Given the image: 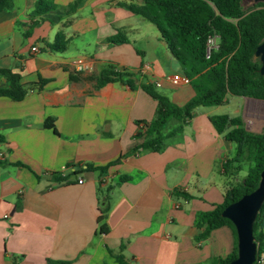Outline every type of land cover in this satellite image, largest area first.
I'll return each instance as SVG.
<instances>
[{
  "label": "crops",
  "instance_id": "obj_1",
  "mask_svg": "<svg viewBox=\"0 0 264 264\" xmlns=\"http://www.w3.org/2000/svg\"><path fill=\"white\" fill-rule=\"evenodd\" d=\"M35 2L0 10V69L30 84L20 100L0 96V264H118L114 253L122 264H218L233 249L232 231L222 226L198 239L196 215L220 204L231 181L222 164L234 143L209 119L221 104L194 108L158 151L141 149L138 121L153 117L156 99L119 81L95 88L69 79L82 59L90 66L83 75L111 64L177 105L194 95L190 83L168 80L182 69L157 29L122 6L141 0H53L55 9L39 16ZM57 32L68 40L63 52L49 48ZM117 36L125 40L110 41ZM11 88L0 73V90ZM229 96L238 100L227 114L243 122L250 114L253 124L244 125L260 132L261 112L248 107L259 100L226 95L223 103ZM179 124L171 118L162 133ZM108 163L104 172L85 169ZM65 168L77 173L55 182ZM100 203L105 233L97 230Z\"/></svg>",
  "mask_w": 264,
  "mask_h": 264
},
{
  "label": "trees",
  "instance_id": "obj_2",
  "mask_svg": "<svg viewBox=\"0 0 264 264\" xmlns=\"http://www.w3.org/2000/svg\"><path fill=\"white\" fill-rule=\"evenodd\" d=\"M12 0H0V10L9 9ZM123 7L135 15H140L152 23L165 43L167 50L178 62L182 73L188 77L194 95L182 105L170 101L168 97L157 92L151 83H136L132 74L125 69H116L111 64L103 66L97 74L83 75L80 71L69 73L71 81H94L98 88L108 82H122L130 88L138 86L148 95L156 99V109L150 120H140L143 125L136 137L143 136L139 147L158 151L164 140L179 132L190 121L192 110L198 106L220 105L226 95L252 97L264 100V75L259 73L260 62L253 53L257 45L264 39V2L249 9L242 8V0H141L140 4L123 3ZM53 0H36L33 13L39 16L55 9ZM209 36H216L217 47L211 49L206 57V41ZM117 36L112 42L124 41ZM68 40L61 32H57L49 48L55 52H63ZM12 85L10 90H0V96H8L13 100L24 97L30 84L20 82V76L10 69H0ZM46 79L40 78L35 83L42 88ZM175 118L180 124L167 134L162 128ZM212 125L224 139L234 143V154L228 158L222 168L224 175L231 181L224 190L223 201L213 209L201 211L196 215V224L202 228L197 238L206 237L213 229L227 226L234 237L232 251L218 264H228L236 255V233L232 222L221 216L222 209L251 192L258 184L260 171L264 168V126L262 131L253 132L245 129L239 116L217 114L209 117ZM46 127H53V121L46 122ZM15 164H21L16 162ZM2 161L0 160V166ZM104 166L86 165V170L97 169L104 172ZM242 165L246 166L245 175H239ZM75 170L61 176L54 173L55 182L67 181ZM128 179L122 176L120 181ZM176 192V191H175ZM106 205L100 203L97 217L98 232L105 233L104 215ZM264 201L253 222L252 231L256 243V254L264 252ZM118 264L123 257L114 253Z\"/></svg>",
  "mask_w": 264,
  "mask_h": 264
},
{
  "label": "water",
  "instance_id": "obj_3",
  "mask_svg": "<svg viewBox=\"0 0 264 264\" xmlns=\"http://www.w3.org/2000/svg\"><path fill=\"white\" fill-rule=\"evenodd\" d=\"M253 56L259 59V73L264 75V39L255 48ZM252 99L264 101L256 98ZM245 129L250 130L246 126ZM263 201L264 168L260 171L258 184L255 189L230 202L221 211V216L228 218L232 222L236 233V255L228 264L253 263L256 254V243L252 226Z\"/></svg>",
  "mask_w": 264,
  "mask_h": 264
},
{
  "label": "rangeland",
  "instance_id": "obj_4",
  "mask_svg": "<svg viewBox=\"0 0 264 264\" xmlns=\"http://www.w3.org/2000/svg\"><path fill=\"white\" fill-rule=\"evenodd\" d=\"M257 2H264V1H262V0H242V8L245 11L249 10V9L253 8L257 4ZM133 16H135L136 18H139V20H142V22H144L145 24L150 26V28L156 29V27L152 23H150L149 21H147L146 19H144L140 15H133ZM237 98L238 97H235V96H229L228 102L223 103L218 107V113L219 114L231 113L230 111L233 107L232 104L238 100ZM246 102H247V100H246ZM248 102H249V106L248 105L247 106L250 107V109L256 108V109H259L261 112L262 117H261L260 121H261L262 125L260 127V131H262V128L264 126V101H258L257 103H254L252 101H248ZM241 103L243 105L245 102L243 101ZM240 117L242 118V116H240ZM244 120H245L244 122L249 127L253 124V117L250 114H245ZM245 173H246V166L242 165V168L240 169L239 175L243 176V175H245Z\"/></svg>",
  "mask_w": 264,
  "mask_h": 264
},
{
  "label": "built area",
  "instance_id": "obj_5",
  "mask_svg": "<svg viewBox=\"0 0 264 264\" xmlns=\"http://www.w3.org/2000/svg\"><path fill=\"white\" fill-rule=\"evenodd\" d=\"M216 47H217L216 36H209L206 41V57L209 56L211 49L216 48ZM31 50L35 51L36 47L35 46L31 47ZM72 65L75 71H80V72L88 70L90 68L88 63H86L82 59L74 60ZM167 78L172 84H178L180 82L189 83L188 77H186L183 73H172L169 76H167ZM141 127H143V125H141ZM1 157H2V153L0 152V158ZM67 172H68V169L65 168L59 174L61 176H64ZM82 181H83L82 178H77L78 183H81ZM252 264H264V252H261L257 256H255V259Z\"/></svg>",
  "mask_w": 264,
  "mask_h": 264
}]
</instances>
